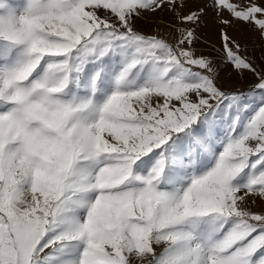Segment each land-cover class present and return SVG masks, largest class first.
Listing matches in <instances>:
<instances>
[{
    "label": "snow or ice",
    "instance_id": "1",
    "mask_svg": "<svg viewBox=\"0 0 264 264\" xmlns=\"http://www.w3.org/2000/svg\"><path fill=\"white\" fill-rule=\"evenodd\" d=\"M165 3L0 0V264H264V66L222 34L255 77L222 87L203 10L135 30ZM213 6L264 39V3Z\"/></svg>",
    "mask_w": 264,
    "mask_h": 264
},
{
    "label": "rangeland",
    "instance_id": "2",
    "mask_svg": "<svg viewBox=\"0 0 264 264\" xmlns=\"http://www.w3.org/2000/svg\"><path fill=\"white\" fill-rule=\"evenodd\" d=\"M229 2L242 3L243 0H229ZM257 2L264 3V0ZM201 10L203 11L198 25L191 23L182 25L195 32L192 45L186 44L184 47L194 50L197 57L203 56L213 61L219 73L218 83L222 87L244 89L255 83V77L250 73L240 77L231 65L225 62L222 34H227L230 41L235 42L230 45L234 51L235 44L238 43L241 54L247 55L257 65L264 66V60L261 59L264 56V39L261 38V33L251 24L233 19L227 10H220L218 13L214 9L213 0H175L174 6L165 3L163 9L155 13H144L142 18L136 20L134 28L142 34L158 35L174 43L180 38L177 25L181 24V17L193 12L199 13ZM225 19L232 20V23L225 25L222 22ZM247 199L253 211L258 212L264 207V201L258 197L249 196Z\"/></svg>",
    "mask_w": 264,
    "mask_h": 264
}]
</instances>
